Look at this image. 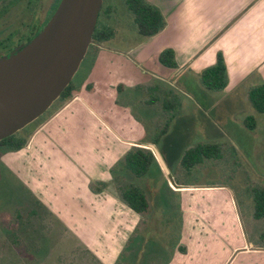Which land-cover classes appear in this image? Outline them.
Returning <instances> with one entry per match:
<instances>
[{
	"label": "crops",
	"instance_id": "crops-1",
	"mask_svg": "<svg viewBox=\"0 0 264 264\" xmlns=\"http://www.w3.org/2000/svg\"><path fill=\"white\" fill-rule=\"evenodd\" d=\"M148 1L161 9L165 25L142 44L152 42L157 57L162 48L171 47L176 61L175 67L167 66L168 75L156 73V78L173 85V74L182 77L183 87L178 88L187 95L197 94L210 106L227 96L225 101L238 104L239 90L241 101L251 105L249 88L264 82V0ZM104 42L93 46L108 49ZM218 51L226 63V85L212 90L193 82L202 68L215 61ZM135 52L139 55L142 50ZM101 79V74L94 73L84 84L86 93L75 85L72 95L33 128L22 147L0 146V162L8 172L71 229L101 264H235L238 259L245 260L243 264H264L260 236L264 227L257 225L264 217L253 215L252 191L246 204L248 237L239 206L226 185L178 180L176 170L169 167L174 185L150 145L155 141L133 133L134 125L119 119L115 108L104 106L105 96L102 100L108 88L126 94L128 88L147 87L148 99L126 101L129 109L137 110L161 105V97L174 92L160 82L146 86L136 73L131 81ZM211 91L219 96L211 98ZM133 145L150 148L156 157L151 163L155 167L150 164L140 181L132 180L122 163ZM118 181L144 190L149 201L146 212H137L120 199Z\"/></svg>",
	"mask_w": 264,
	"mask_h": 264
},
{
	"label": "rangeland",
	"instance_id": "rangeland-1",
	"mask_svg": "<svg viewBox=\"0 0 264 264\" xmlns=\"http://www.w3.org/2000/svg\"><path fill=\"white\" fill-rule=\"evenodd\" d=\"M110 1L114 4V17L117 19L114 23L115 35L104 42L108 49L89 47L70 81L83 93H86L84 84L91 80L94 73L102 75L101 81L110 82L119 77L131 81L130 78L136 73L146 86L154 81L167 85L179 100L171 121L167 120V111L160 104L129 109L126 101L132 97L148 99L151 96L147 87L137 91L128 88L126 94H115L108 88L105 92L103 90L102 100L104 96L107 98L103 104L115 108L119 119L134 125L133 133L155 141L153 146L165 158L168 167L176 170L178 180L226 185L239 206L242 225L248 237H251L246 204L251 197L252 187L264 185V112L256 111L249 103L241 101L240 90L237 92L238 104L225 101L230 97L227 96L219 104L210 106L197 94L187 95L186 91L178 88L183 87L182 77L172 75L171 81L175 87L157 79L156 73L166 76L170 68L159 61L152 42L144 47L142 42L147 41L149 36L137 32L122 0ZM136 50L142 52L138 55ZM192 81L199 83L196 76ZM211 92L214 96L210 95L211 98L219 96V93ZM247 114H254V128L244 124L242 117ZM201 141L220 143V157L204 158L186 170L180 164L184 150ZM151 167L155 165L151 164ZM127 174L132 180H141L128 169ZM145 180H148L147 175ZM165 187L164 183L160 190L165 191ZM257 225L264 227V218ZM244 262L238 259L235 264ZM0 264H101L85 250L72 230L18 182L1 162Z\"/></svg>",
	"mask_w": 264,
	"mask_h": 264
},
{
	"label": "water",
	"instance_id": "water-1",
	"mask_svg": "<svg viewBox=\"0 0 264 264\" xmlns=\"http://www.w3.org/2000/svg\"><path fill=\"white\" fill-rule=\"evenodd\" d=\"M102 0H59L45 25L0 57V139L41 115L76 72L92 41ZM176 185L160 152L150 144Z\"/></svg>",
	"mask_w": 264,
	"mask_h": 264
},
{
	"label": "trees",
	"instance_id": "trees-1",
	"mask_svg": "<svg viewBox=\"0 0 264 264\" xmlns=\"http://www.w3.org/2000/svg\"><path fill=\"white\" fill-rule=\"evenodd\" d=\"M138 33L146 36L157 33L165 25V18L161 9L148 0H122ZM114 4L110 0H102L101 8L98 12L96 24L92 32V41L89 46L95 43L104 42L110 39L114 33V23L117 19L114 17ZM159 61L168 66L175 67L176 61L174 50L171 47H164L158 53ZM199 82L209 89H221L228 81L226 63L221 51L216 53L215 61L202 68L198 75ZM74 90L72 81L62 89L59 96L52 104L37 118L26 124L16 132L0 139V146L5 149H17L22 147L27 135L33 128L42 121L46 115L45 112L53 105H58L68 99ZM248 99L254 108L259 112H264V82L253 85L248 90ZM179 100L174 95H164L161 97V105L167 111V120L170 121L178 109ZM244 124L248 128H254L256 119L253 114H247L243 118ZM221 155L220 143L216 141H201L187 147L180 159V164L189 170L195 164L202 162L204 158H218ZM156 161L153 151L144 146L133 145L123 155L122 163L132 174L140 176L144 174L150 164ZM117 191L120 199L124 201L133 210L144 213L149 208V201L144 190L131 183H119ZM94 185H92L93 187ZM254 211L256 218L264 217V186H254L252 188ZM261 238L264 239V231L261 232Z\"/></svg>",
	"mask_w": 264,
	"mask_h": 264
},
{
	"label": "flooded vegetation",
	"instance_id": "flooded-vegetation-1",
	"mask_svg": "<svg viewBox=\"0 0 264 264\" xmlns=\"http://www.w3.org/2000/svg\"><path fill=\"white\" fill-rule=\"evenodd\" d=\"M59 0H0V57L27 43L47 22Z\"/></svg>",
	"mask_w": 264,
	"mask_h": 264
}]
</instances>
